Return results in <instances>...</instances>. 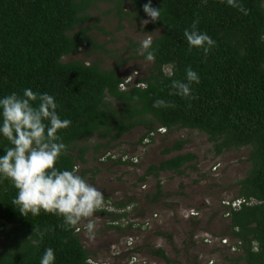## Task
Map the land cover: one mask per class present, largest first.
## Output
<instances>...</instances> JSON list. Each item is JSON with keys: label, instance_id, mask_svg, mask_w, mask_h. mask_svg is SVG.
Instances as JSON below:
<instances>
[{"label": "trees", "instance_id": "16d2710c", "mask_svg": "<svg viewBox=\"0 0 264 264\" xmlns=\"http://www.w3.org/2000/svg\"><path fill=\"white\" fill-rule=\"evenodd\" d=\"M101 2L111 4L110 12L115 11L119 23L126 16L149 19L143 12L148 0H0V99L22 95L29 88L38 95H52L60 117L71 121L58 132L67 154L61 155L56 167L72 170L79 165L78 174L86 181L98 174L96 168H85L90 160L132 164L100 159L135 129L145 131L137 144L151 143L163 128L165 135L182 130L204 135L214 157L248 149L250 169L237 183L233 199L247 203L229 213L231 237L237 241L227 249L238 254L232 264H264V0H238L247 15L227 6L226 0H151L152 7L161 8L160 19L144 30L160 32L152 39L154 62L138 54L141 43H131L133 53L116 59L105 48L108 42H96L91 35L94 27L86 25L89 11ZM197 20V29L215 41L207 57L202 49L189 52L183 36ZM80 54L83 58L70 60ZM95 55L116 59V64L106 69L100 58L87 61ZM129 60L148 62L146 76L121 77ZM189 67L200 79L191 85L194 98L170 95L172 81L186 82ZM128 77L131 81L125 83ZM158 99L175 107H153ZM185 145L186 141L173 143L162 154H177L150 165L139 179L140 183L147 177L156 179L151 203L163 195L161 174L182 177L191 165L196 170V155L180 154ZM9 147L0 135V156ZM15 196L11 183L0 180V264H40L48 248L54 251V264H87L94 253L83 246L74 228L66 230L62 218L53 214L21 216L12 204ZM103 214L112 220L121 217ZM151 253L170 264L163 250Z\"/></svg>", "mask_w": 264, "mask_h": 264}, {"label": "rangeland", "instance_id": "374dc122", "mask_svg": "<svg viewBox=\"0 0 264 264\" xmlns=\"http://www.w3.org/2000/svg\"><path fill=\"white\" fill-rule=\"evenodd\" d=\"M110 9H112L110 3L97 4L89 11L90 20L86 26L94 27L91 35L97 43L108 42L105 48L110 51L111 57L124 59L133 53L129 48L131 43H141L149 35L153 39L160 34L159 31L152 34L144 31L149 28V23L141 24L146 18L138 21L133 16H126L119 23L115 11L110 12ZM119 27L121 29L118 30ZM75 58L83 56L80 54L77 57H70V60ZM99 58L106 69L116 64V59L102 55H95L87 61ZM148 66V62L129 60L122 66L120 75L133 76V79L142 78L146 76ZM144 133L142 129H135L107 151L116 158L135 157L136 164L124 166L117 162L99 164L90 160L85 168H96L98 174L93 179L88 177L87 181L102 191L105 203L109 201L114 206L119 203H125L126 206L134 204L136 205L134 213H137L139 218L149 220L146 231L134 234L138 255L145 259L147 264H167L161 257L151 253L158 249L165 252L170 264H232L231 260H235L238 254L218 242V239H223L221 237H227L230 245L237 241L231 237L228 217L223 216L230 210L223 203L233 201L238 192L237 183L246 177L250 169L247 162L248 149L231 150L220 157H214L206 137L196 132L182 130L166 135L158 133L151 143L137 144ZM177 141H186L180 154L196 155L197 161L193 164L196 170H192L191 165L182 177L170 173L161 174L159 179L163 195L157 202L151 203L156 179L147 177L143 183H140L139 179L145 175L150 165H156L175 156L177 152L168 156H164L162 152ZM89 144H92V140ZM81 168L77 166L78 173ZM189 211H195L197 215L191 217ZM101 216H97L92 239L86 231L79 237L83 246L94 253L91 255L92 258L98 262L111 263L115 260L112 256H117V253L125 250L123 238L126 233L108 230L105 221L112 219L107 217L103 219ZM168 236H171V242ZM117 261L120 264L123 259L114 262Z\"/></svg>", "mask_w": 264, "mask_h": 264}, {"label": "clouds", "instance_id": "9594fccd", "mask_svg": "<svg viewBox=\"0 0 264 264\" xmlns=\"http://www.w3.org/2000/svg\"><path fill=\"white\" fill-rule=\"evenodd\" d=\"M226 4L248 14L238 0H226ZM143 12L149 19L142 20V25L155 23L161 16V8L152 7L151 0L143 5ZM198 23L195 21L183 36L189 52L193 48L202 49L207 57L215 47V41L197 29ZM151 48L149 35L141 41L138 54L145 56L148 62H154L155 52ZM199 82L198 74L189 67L186 69V82L173 80L170 87L174 92L169 94L193 99L191 85ZM153 107L175 105L158 99ZM57 109L58 104L52 95H38L30 88L25 89L22 95L12 93L0 99V135L11 144L0 156V180L9 181L16 190L12 204L19 209L21 216L26 217L30 213L35 217L41 212L53 214L62 218L66 230L74 228L79 231L78 225L83 223L92 239L96 228L94 214L105 207V197L102 191L78 174V169L59 170L56 167L61 155L67 154V145L58 132L71 124L69 119L60 117ZM54 261L53 249H46L40 264H54ZM87 264L93 262L89 260Z\"/></svg>", "mask_w": 264, "mask_h": 264}, {"label": "built area", "instance_id": "2783aa9c", "mask_svg": "<svg viewBox=\"0 0 264 264\" xmlns=\"http://www.w3.org/2000/svg\"><path fill=\"white\" fill-rule=\"evenodd\" d=\"M130 81H131V79L128 77L126 79L125 83L130 82ZM120 87H121L120 89H123L122 86H120ZM158 133L159 134H165L166 130L163 128H160V129H158L156 134H158ZM152 135L153 134H151V136ZM144 143H147V140H144ZM107 158H109V160H111V161H119L120 160L122 163H132V164L137 163V159L135 157H131L130 159L127 157L116 158L112 153H107V155L104 158L100 159V162H104V161L106 162ZM144 186L145 185L142 186L143 189H144ZM244 203H247V202L245 200H241V199L233 200L232 202H224L223 204L225 205V207H227L230 210L227 211L226 213H224L223 216L229 217V213L231 210L234 211L235 209H238ZM135 208H136V205H134V204H131V205L126 206L124 208H118L116 205L114 206L111 202L106 201L105 207L102 210H99L94 214L95 223H96V219H97L98 215H102L101 217L103 219H105V217L111 218V217H108L107 215L103 214L104 212L110 213L113 215L121 216L120 219H118V220L105 221L106 227H112V226L119 227L121 230L125 231V233H126V235L123 238V241L125 240V243H124V249L125 250L123 252L117 253L116 254L117 256H112L115 258V260L123 259V262H121L120 264H147V261L145 259L141 258L140 255H138V251H137V248L135 245L134 234L138 233V232L146 231V229L149 227V220H147L145 218L144 219L139 218L137 216V213H134L136 211ZM189 214L191 217H195L197 215V212L189 211ZM153 217H155V215H153ZM130 225H131V227H130L129 231L126 232V229ZM78 227L80 230L79 231L75 230L76 234L80 235L81 233L86 231L83 223L81 225H78ZM112 231L115 232L114 230H112ZM121 237H123V236H121ZM205 242L209 243L208 240H205ZM218 242L221 243L223 246H227V244L229 245L227 238L218 239ZM231 250L235 251L234 248H232ZM89 260H91L93 262V264H119L118 261L114 262L115 260L111 263L98 262L94 258H92L91 256L89 257V259L87 261H89Z\"/></svg>", "mask_w": 264, "mask_h": 264}]
</instances>
